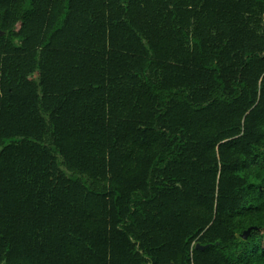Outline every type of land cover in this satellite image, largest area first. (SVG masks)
I'll return each mask as SVG.
<instances>
[{"label":"trees","instance_id":"trees-1","mask_svg":"<svg viewBox=\"0 0 264 264\" xmlns=\"http://www.w3.org/2000/svg\"><path fill=\"white\" fill-rule=\"evenodd\" d=\"M0 264H264V0H0Z\"/></svg>","mask_w":264,"mask_h":264},{"label":"water","instance_id":"water-1","mask_svg":"<svg viewBox=\"0 0 264 264\" xmlns=\"http://www.w3.org/2000/svg\"><path fill=\"white\" fill-rule=\"evenodd\" d=\"M248 232H249V229H248V230H245V231L242 233V236H243V237H246V235L248 234ZM196 247H197V248H200V249H201V248H204V247H200L198 244L196 245Z\"/></svg>","mask_w":264,"mask_h":264}]
</instances>
